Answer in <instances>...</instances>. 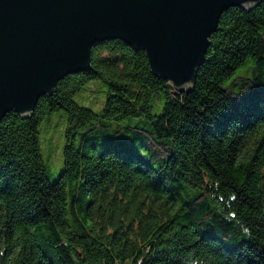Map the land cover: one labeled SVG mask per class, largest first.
Listing matches in <instances>:
<instances>
[{
    "label": "trees",
    "instance_id": "1",
    "mask_svg": "<svg viewBox=\"0 0 264 264\" xmlns=\"http://www.w3.org/2000/svg\"><path fill=\"white\" fill-rule=\"evenodd\" d=\"M99 81V112L74 101ZM65 120L50 181L40 126ZM0 264H264V0L225 11L179 92L119 40L0 121Z\"/></svg>",
    "mask_w": 264,
    "mask_h": 264
},
{
    "label": "water",
    "instance_id": "2",
    "mask_svg": "<svg viewBox=\"0 0 264 264\" xmlns=\"http://www.w3.org/2000/svg\"><path fill=\"white\" fill-rule=\"evenodd\" d=\"M262 1L0 0V121L30 118L59 81L89 70L104 41L143 51L153 75L188 92L221 15Z\"/></svg>",
    "mask_w": 264,
    "mask_h": 264
},
{
    "label": "rangeland",
    "instance_id": "3",
    "mask_svg": "<svg viewBox=\"0 0 264 264\" xmlns=\"http://www.w3.org/2000/svg\"><path fill=\"white\" fill-rule=\"evenodd\" d=\"M104 87L99 81L88 83L74 101L94 112H99L105 101ZM65 120L61 114L51 115L40 126L39 144L43 162L46 165L50 181H54L63 169V148Z\"/></svg>",
    "mask_w": 264,
    "mask_h": 264
}]
</instances>
